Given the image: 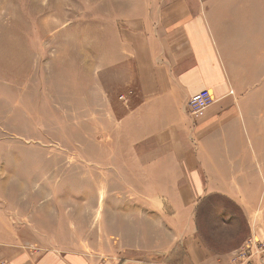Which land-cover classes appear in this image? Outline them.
<instances>
[{
    "label": "rangeland",
    "instance_id": "1",
    "mask_svg": "<svg viewBox=\"0 0 264 264\" xmlns=\"http://www.w3.org/2000/svg\"><path fill=\"white\" fill-rule=\"evenodd\" d=\"M220 1L232 14L247 12L249 0ZM254 1L264 15V0ZM141 5L0 0V259L9 250H119L131 238L129 224L140 221L141 242L157 233V250L171 243L165 220L151 213L166 207L165 199L140 196L151 186L125 167L139 151L129 146L120 122L141 101L131 62L117 51L127 14ZM232 26L231 35L246 39L240 26ZM258 35L264 40V28ZM247 52L245 47L235 56L254 60L264 82V51ZM247 68L252 66L238 63L239 72ZM145 146L149 154V142ZM199 201L192 203L197 229L218 252L238 249L255 234L250 217L254 225L264 221V192L249 215L231 199Z\"/></svg>",
    "mask_w": 264,
    "mask_h": 264
},
{
    "label": "crops",
    "instance_id": "2",
    "mask_svg": "<svg viewBox=\"0 0 264 264\" xmlns=\"http://www.w3.org/2000/svg\"><path fill=\"white\" fill-rule=\"evenodd\" d=\"M217 3L220 7L214 9ZM256 3L249 0L246 13L232 14L220 0H142L141 7L127 14L119 36L123 48L117 56L132 63L129 69L135 72L141 101L120 122L129 146L139 151L137 158L125 161V167L140 173V181L151 186L140 196L165 199L167 206L161 204L151 213L165 220L163 229L169 231L171 243L157 250V233L142 243L138 232L143 223L138 221L140 226L129 224L131 238L119 250L109 245L95 255L9 250L0 260L9 264H231L237 249L213 250L197 229L192 203L223 197L238 202L242 213L249 215L264 192L263 73L254 70L250 57L235 56L245 47L248 54L264 51L263 36H254L259 27L264 28V15L258 13L260 3ZM234 23L246 39L238 41L231 35ZM241 62L252 68L239 72ZM203 90L210 92L214 103L203 117L193 119L188 100ZM174 198L181 201L176 203ZM170 214L174 220H169ZM249 224L264 238V221L254 225L250 217Z\"/></svg>",
    "mask_w": 264,
    "mask_h": 264
},
{
    "label": "built area",
    "instance_id": "3",
    "mask_svg": "<svg viewBox=\"0 0 264 264\" xmlns=\"http://www.w3.org/2000/svg\"><path fill=\"white\" fill-rule=\"evenodd\" d=\"M213 103L210 92L203 90L188 100V113L194 118H201ZM0 264H9V262L0 260ZM231 264H264V238L261 239L256 234L247 238L233 253Z\"/></svg>",
    "mask_w": 264,
    "mask_h": 264
},
{
    "label": "bare ground",
    "instance_id": "4",
    "mask_svg": "<svg viewBox=\"0 0 264 264\" xmlns=\"http://www.w3.org/2000/svg\"><path fill=\"white\" fill-rule=\"evenodd\" d=\"M261 238V237H260Z\"/></svg>",
    "mask_w": 264,
    "mask_h": 264
}]
</instances>
